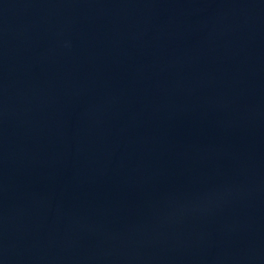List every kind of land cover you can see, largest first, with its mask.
Returning a JSON list of instances; mask_svg holds the SVG:
<instances>
[{"label": "water", "instance_id": "obj_1", "mask_svg": "<svg viewBox=\"0 0 264 264\" xmlns=\"http://www.w3.org/2000/svg\"><path fill=\"white\" fill-rule=\"evenodd\" d=\"M0 264H264V0H0Z\"/></svg>", "mask_w": 264, "mask_h": 264}]
</instances>
